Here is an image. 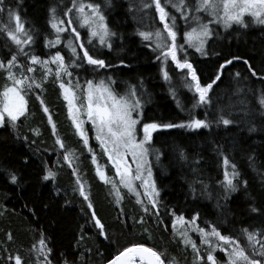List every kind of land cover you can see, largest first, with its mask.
Masks as SVG:
<instances>
[{
    "label": "trees",
    "instance_id": "16d2710c",
    "mask_svg": "<svg viewBox=\"0 0 264 264\" xmlns=\"http://www.w3.org/2000/svg\"><path fill=\"white\" fill-rule=\"evenodd\" d=\"M71 2L7 0V6L18 11L26 26L34 29L36 42L31 51L41 59H46L45 54L49 51L54 54L57 48L61 55L69 58L70 53L63 44L46 49L44 35L54 36L47 26L49 8L55 7L62 17ZM83 2L104 5V0ZM139 3L140 0H111V7H102L106 23L115 33L111 37V51L107 46L98 50L100 47L96 43L94 47L87 46L93 55L105 59L109 66L95 70L87 65L70 68L71 78L82 86L87 80L98 82L111 77L115 81L112 87L121 94L135 88L139 98L142 96L145 101L144 123H181L191 115L211 121L210 129L188 131L174 128L154 133L152 147L160 156L154 167V181L160 192L159 216L156 215L157 209H151L150 205L149 212L145 213L136 203V197L125 195L122 201H117L111 186L97 177L88 155L72 133L57 82L49 78L43 84V92L34 89L26 95V114L17 121L16 132L9 127H0V264H10L9 254L19 255L22 264H36L42 233L47 248L51 249L49 259L52 264H65V261L67 264H106L119 250L133 244L163 253L166 264L173 258L176 264H195L196 254L181 244L180 236L173 235L170 211L183 215L188 221L199 214V227L209 231L206 222H211L222 235L238 238L249 253L248 240L242 229L256 232L257 239L264 242V107L259 102L264 97V80L258 78L264 75L261 73L264 68V26L258 25L252 30L239 26H232L227 31L216 29L205 45L206 56L187 50L202 85L211 81L219 63L233 56L248 59L258 73L257 77L251 76L248 66L242 60H236L224 70L221 80L210 91L215 107L223 109L225 115L231 113L230 118L236 121L225 128L217 126L216 115L207 116V105L193 107L194 90L186 87L184 92H172L169 81L163 79L160 62L156 60L150 43L142 41L136 34L138 29L146 30L144 20L161 25L154 6L141 22L143 14L135 10ZM130 7L133 8L131 12ZM166 10L179 17L171 7ZM0 21L8 22L6 14L0 15ZM177 23L178 40L183 43L185 23L179 18ZM76 26L81 40L87 44V29ZM68 34H63V38ZM6 44L15 51L6 34L0 33V61L5 63L10 56ZM20 59L26 63L23 57ZM166 65L170 79L178 76L179 83L184 85V74L177 71L171 62ZM237 72L240 73L239 78L236 77ZM5 75L0 70V90L6 83ZM33 75L38 76V73ZM37 95L49 109L56 136L78 157V173L86 182L88 201L79 195L73 170L58 154L56 136ZM233 113L236 118H232ZM251 127L256 131L250 132ZM181 151L185 160L179 158ZM222 154L237 166L240 180L247 181L246 188L232 193L227 200L221 198L222 189L218 187L224 172ZM99 157L101 159V155ZM46 165L55 173L53 179H43ZM9 172L17 176L16 184L10 182ZM194 181L207 184V193L201 191L200 183L193 184ZM189 184L195 187V195ZM253 208L257 211L253 212ZM93 214L103 225L107 239L99 235L100 229L92 219ZM141 218L143 223L138 222ZM33 245H36L37 252L32 251ZM215 255L224 260L221 252L217 251ZM201 256L203 263L206 259L203 250ZM39 259L42 261L43 256Z\"/></svg>",
    "mask_w": 264,
    "mask_h": 264
},
{
    "label": "snow or ice",
    "instance_id": "6c2138e0",
    "mask_svg": "<svg viewBox=\"0 0 264 264\" xmlns=\"http://www.w3.org/2000/svg\"><path fill=\"white\" fill-rule=\"evenodd\" d=\"M111 0H104V5L83 0H72L71 6L63 11L62 17L55 7L49 8L47 26L52 30L54 36L45 33L44 47L46 49L57 48L63 44L68 50L70 56L66 59L61 55L57 48L54 54L51 51L45 55L46 59H41L39 55L31 51L32 45L36 42L34 29L26 26L18 11L7 6V0H0V15L6 14L7 23L0 21V33L6 34L7 40L15 46V51L7 44L10 56L6 58V63L0 61V70L6 75V83L0 90V127H9L15 133L17 121L26 114V95L33 92L34 89L44 91L43 84L49 77L54 76L57 85L61 91V96L66 103L68 118L75 129L76 136L83 142L85 148L89 147V135L84 125H91L94 132V138L98 142L108 162L115 170V179L119 181V187L125 188L129 193L136 196V203L141 205V210L145 213L151 209H157L156 215L159 216V195L160 192L153 179L152 168L149 166L148 157L150 149L147 145L152 140L153 133L164 129H184L188 131H199L201 129H210L211 121L189 116L186 122L181 123H143L142 129L137 125L141 123L140 112L142 104L135 88L125 91L123 94L117 92L112 85L115 81L111 77L95 82L87 80L86 85L81 86L79 82L74 85L71 77L73 73L70 68H83L85 65L91 66L93 70L104 69L109 65L105 59L92 54L87 45L95 46L98 42L101 47L107 46L111 51V37L115 35L106 23V17L103 14L102 7H111ZM154 6L156 17L159 25L153 23L145 25L146 30H137V35L142 41L150 42L151 50L156 54V60L161 65H165L168 60L175 68L184 74L183 84L190 91L194 90V108L203 107L211 103L210 91L214 85L221 80L224 70L236 60L248 66V72L251 76L257 77L258 73L250 64L248 59L239 56L226 58L223 63H219L214 77L207 84L202 85L197 74L194 64L188 57V49H193L201 56H206L205 45L213 36L211 25L215 24L227 31L233 25L241 28H247L248 22L245 17H251V22L258 25H264V0H140L135 6V10L142 13L141 22L150 14V9ZM167 7L174 9L179 17L171 14L166 10ZM129 11H133L130 7ZM201 13L209 17L205 23L202 21ZM184 21L185 29L183 31V43L178 40L179 25L177 19ZM14 23V26L12 22ZM79 28H86L88 33L87 44L81 40ZM70 30V31H69ZM69 33L67 38L63 34ZM74 38V39H73ZM78 46V48H77ZM80 53H83L82 57ZM183 53V55H181ZM21 57L26 63L21 62ZM55 66L53 67L51 66ZM35 66H39L42 71V77L37 79L33 74L37 71ZM19 71H16V70ZM87 71V69H85ZM163 79L167 82L170 77L165 68L161 67ZM264 73V68L261 69ZM65 77L68 78L65 82ZM240 77V73H236ZM259 79L264 80V75H259ZM142 86V83H141ZM37 99L41 100V108L45 115L48 116V123L52 125L53 135L56 136V127L49 114V109L44 105L39 95ZM260 104L264 107V97H261ZM135 114V115H134ZM86 117L87 119H83ZM231 113L224 114L223 109L216 117L217 126L223 125L225 128L236 123L230 118ZM5 118H7L5 120ZM142 130L143 138L138 139V133ZM250 132L256 131V128H249ZM34 134H38L33 130ZM19 139V136L17 135ZM27 140V138H25ZM55 144L64 152L63 160L73 169V176L77 177L75 184L76 190L85 201L89 196L85 190L86 182L79 177L78 170L74 167L78 157L72 149L67 148L65 143L56 136ZM91 152V150H90ZM222 165L224 168L223 179L218 182V187L222 189V199L227 200L232 193L237 192L240 188L247 187V181L240 180V173L237 166L231 163L226 155H223ZM128 157H131L129 161ZM180 160H185L183 151L179 152ZM159 160V156H156ZM251 159V158H250ZM92 163L96 165V175L106 184H111L112 190L119 201L122 197L117 190L115 180L106 176L103 168L97 164V157L92 154ZM134 165V167H133ZM195 172L196 169H193ZM10 182L17 183V176L11 172L8 173ZM55 173L48 170L45 166L44 180L53 179ZM202 185L201 191L207 193L208 185L202 181H194ZM193 184H189L190 190L195 195L196 189ZM143 196L141 197V192ZM145 201L147 203H145ZM92 208L91 203L88 204ZM253 212L257 209L253 208ZM172 219V229L174 236L181 237V244L191 246L192 251L196 254V261L201 260V252L197 245L189 237L188 232H196L200 237V245L205 246V255L207 264H264V242L257 239V233L242 229L243 234L247 237L250 253L241 246L238 238L230 235H222L217 226L211 222H206L209 231L197 225L199 214L194 215L190 221L186 220L183 215H177L170 211ZM92 219L96 227L100 229L99 235L107 239L103 225L93 214ZM139 223H143L141 218ZM187 226V227H185ZM178 227L183 229L178 231ZM11 239V236H9ZM39 251L37 253L36 264H52L49 259L51 249L47 248L46 240L41 234L39 240ZM260 247L257 248L256 245ZM33 252H37L36 245H33ZM217 251L224 254L226 261L214 255ZM163 253L145 247L139 244L124 247L117 254L112 256L108 264H166L163 259ZM43 256V260L39 259ZM260 257L261 259H256ZM22 264V258L19 255L9 254V262ZM67 264V261H65ZM167 264H176L175 258L168 261Z\"/></svg>",
    "mask_w": 264,
    "mask_h": 264
},
{
    "label": "rangeland",
    "instance_id": "374dc122",
    "mask_svg": "<svg viewBox=\"0 0 264 264\" xmlns=\"http://www.w3.org/2000/svg\"><path fill=\"white\" fill-rule=\"evenodd\" d=\"M201 15V18H202V21L203 22H207L208 21V19H209V17H207L205 14H203V13H201L200 14ZM245 20L248 22V27L247 28H244V29H248V30H252V29H254V28H256V27H258V24H254V23H252L251 22V17H245ZM157 21H158V23H159V20H158V18H157ZM143 24H145V25H148L149 23H148V21H146V20H144L143 21ZM233 26H238V25H233ZM262 26H264V25H262ZM161 27H162V25H161ZM211 28L213 29V30H216V29H220V30H222V31H225L223 28H221L220 26H218V25H215V24H213V25H211ZM241 28V27H240ZM230 29V28H229ZM228 29V30H229ZM150 43V42H149ZM96 44L100 47L98 50H100V49H104L103 47H101L100 45H99V43L98 42H96ZM191 50H193V49H191ZM194 51V50H193ZM82 55H83V53H82ZM43 60V59H42ZM167 62H171L170 60H168ZM167 62H166V64H167ZM161 65L160 64V66L162 67H164L165 68V71H166V68H167V65ZM173 65V64H172ZM36 68H37V73H38V76H35L37 79H40L41 77H42V71L40 70V68H39V66H35ZM51 67H53V69L55 68V66L53 65V66H51ZM173 67L175 68V66L173 65ZM176 69V68H175ZM177 70V69H176ZM17 71V70H16ZM19 71V70H18ZM177 71H179V70H177ZM180 72V71H179ZM50 79H54L55 80V77L54 76H51V77H49ZM178 79H179V77L178 76H173V77H171V79L169 80V84H171V86H172V92H175V91H177V90H179L180 92H184L185 90L184 89H186V87H184V85H181L180 83H179V81H178ZM67 80H68V78L67 77H65V82H67ZM71 80H72V83L75 85V82H74V80H73V78H71ZM84 85H86V83H83V85L82 86H84ZM183 87V88H182ZM60 90V89H59ZM60 94H61V91H60ZM61 98H62V96H61ZM62 100H63V98H62ZM140 101H141V104H142V109H141V112H140V119H141V123L140 124H138L137 125V128L138 129H142V126H143V112H144V107H145V101L143 100V97L142 96H140ZM63 102H65L64 100H63ZM65 105H66V103H65ZM26 107H27V105H26ZM66 108H67V106H66ZM220 111L221 110H218L216 107H215V104L213 103V102H211L209 105H207V116H209L210 114L212 115V116H218V114L220 113ZM135 115V114H134ZM67 116H68V110H67ZM237 116H236V114L235 113H233V117L232 118H236ZM21 118V117H20ZM19 118V119H20ZM68 118V117H67ZM7 118H5V120H6ZM83 119H87L86 117H83ZM68 121H69V124H70V126H71V130H72V133H74V135H75V137L79 140V142H80V144H81V146L84 148V150H85V152H86V154L88 155V157H89V159H90V161H91V164L94 166V169H95V172H96V165H94L93 163H92V154H95L96 155V157H97V164L99 165V166H101L102 168H103V170H104V172H105V174H106V176L108 177V178H110V179H113V180H115V183L117 184V190L120 192V194H121V199L119 200V201H122L123 200V198H124V196L125 195H131V196H134V195H132L131 193H129L128 192V190L127 189H125V188H121V187H119V181H118V179H115V170L112 168V166H111V164L108 162V160H107V157L104 155V153H103V150L100 148V146H99V144H98V142L95 140V138H94V132L92 131V128H91V125L90 124H88V123H85V125H84V128H85V130L88 132V135H89V147L88 148H85L84 147V145H83V142L79 139V137L78 136H76V134H75V129L73 128V126H72V123H71V121L69 120V118H68ZM162 130V129H161ZM153 135H154V133H153ZM143 138V132H142V130L138 133V139H142ZM56 146V148H57V151H58V154L61 156V158H62V160H63V155H64V152L62 151V150H60L59 149V146H57V145H55ZM147 147H149V149H150V155H149V157H148V161H149V166L152 168V173H153V179H154V167L156 166V164H157V162H158V160L156 159V156L158 155L159 156V154H158V152L152 147V141L150 142V144L149 145H147ZM90 150H91V152H90ZM99 155H101V159H100V157H99ZM160 157V156H159ZM128 159H129V161L131 160V157H128ZM63 162H64V160H63ZM65 163V162H64ZM65 165L68 167V164H66L65 163ZM74 167L78 170V161L76 160L75 161V164H74ZM133 167H134V165H133ZM71 170H73L72 168H70ZM77 178V177H76ZM99 178V177H98ZM100 179V178H99ZM75 181H76V179H75ZM103 182V181H102ZM105 183V182H104ZM108 185H110L111 186V184H108ZM111 189H112V187H111ZM79 192V191H78ZM140 192H141V197L143 196V191L142 190H140ZM112 193H113V195L115 196V198L117 199V197H116V195H115V193L113 192V190H112ZM134 197H136V196H134ZM185 227H187V226H185ZM183 229H180L179 227H178V231H182ZM188 235H189V237L193 240V242L197 245V247H198V249H200V252H201V250H203V253H205V251H206V249H205V246H202V245H200V243H199V241H200V237H199V235L196 233V232H193V231H189L188 232ZM181 238V237H180ZM185 246V245H184ZM185 247H188V248H190L191 249V246H185ZM192 250V249H191ZM215 255V254H214ZM202 257V256H201ZM222 257H223V259L226 261V257H224V254L222 253ZM202 261H203V259L201 258V260L198 262V263H202ZM196 261H195V264H198ZM202 264H207V261H206V259H205V262H203Z\"/></svg>",
    "mask_w": 264,
    "mask_h": 264
},
{
    "label": "water",
    "instance_id": "95a60500",
    "mask_svg": "<svg viewBox=\"0 0 264 264\" xmlns=\"http://www.w3.org/2000/svg\"><path fill=\"white\" fill-rule=\"evenodd\" d=\"M106 264H108V263H106Z\"/></svg>",
    "mask_w": 264,
    "mask_h": 264
}]
</instances>
